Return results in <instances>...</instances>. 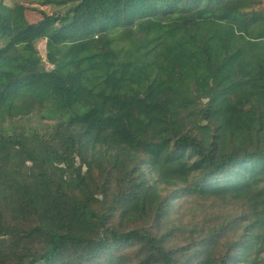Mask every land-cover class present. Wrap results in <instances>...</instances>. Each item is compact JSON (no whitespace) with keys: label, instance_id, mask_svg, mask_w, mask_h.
<instances>
[{"label":"trees","instance_id":"1","mask_svg":"<svg viewBox=\"0 0 264 264\" xmlns=\"http://www.w3.org/2000/svg\"><path fill=\"white\" fill-rule=\"evenodd\" d=\"M0 264H264L263 0H0Z\"/></svg>","mask_w":264,"mask_h":264},{"label":"rangeland","instance_id":"2","mask_svg":"<svg viewBox=\"0 0 264 264\" xmlns=\"http://www.w3.org/2000/svg\"><path fill=\"white\" fill-rule=\"evenodd\" d=\"M17 2L19 3H24V0H5V3H7L8 5H10L11 7L14 6L15 4H17ZM263 4H264V0H263ZM28 6L34 7V6H38L41 10H44L46 13L48 14H52L54 12V8L50 7V6H39L36 4H27ZM27 16L33 20V21H38L40 19H42V14L29 10L27 11ZM37 50L39 52V55L41 56V58L43 60L47 59V49H46V41H40L36 44ZM48 68H51L52 66L50 65H46Z\"/></svg>","mask_w":264,"mask_h":264},{"label":"bare ground","instance_id":"3","mask_svg":"<svg viewBox=\"0 0 264 264\" xmlns=\"http://www.w3.org/2000/svg\"><path fill=\"white\" fill-rule=\"evenodd\" d=\"M182 13V12H181ZM221 21H223V20H221ZM168 27V26H167ZM190 29V28H189ZM167 32V31H166ZM171 32V31H170ZM165 33V32H164ZM207 53V52H206ZM210 57H212V56H210ZM210 71V70H209ZM234 114V113H233ZM235 124V123H234Z\"/></svg>","mask_w":264,"mask_h":264}]
</instances>
